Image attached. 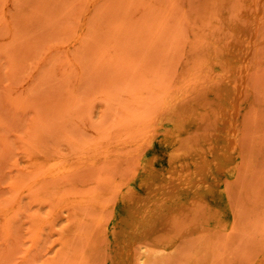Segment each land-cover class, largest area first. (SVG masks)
<instances>
[{"label":"rangeland","instance_id":"rangeland-1","mask_svg":"<svg viewBox=\"0 0 264 264\" xmlns=\"http://www.w3.org/2000/svg\"><path fill=\"white\" fill-rule=\"evenodd\" d=\"M250 1L0 0V264H264ZM238 23L258 43L227 151Z\"/></svg>","mask_w":264,"mask_h":264},{"label":"bare ground","instance_id":"bare-ground-1","mask_svg":"<svg viewBox=\"0 0 264 264\" xmlns=\"http://www.w3.org/2000/svg\"><path fill=\"white\" fill-rule=\"evenodd\" d=\"M263 1L264 0H259V2H257L256 4L254 3V1L253 2L250 1L248 3L250 6L255 7V8H256V5L259 3L257 5V7L258 6L259 7H258V9L256 8V10H258V12H259L258 14L260 15V17L264 16V13H262V10H261V7L263 6L264 3L263 4L260 3ZM255 8H254V10H255ZM242 9H244V8H242ZM246 9H249V8H246ZM250 10H252V8ZM250 13L251 12H249V11L248 12L244 11V12L240 13V16H242L243 18H246L248 16V14H250ZM260 17H259V19H260ZM245 21H247V20H245ZM262 22H260L261 25L263 24ZM242 23H244V22L242 21ZM245 24H246V22H245ZM234 28H235V34L240 37L241 41H243L244 43L247 44V46H242L241 44L236 45L231 40V43H233V44H231V46L229 48V51L232 52L240 60L239 66L234 68L233 73H231L230 78H228L229 81H227V82H230L231 85L233 86L237 97L232 100L233 106H232L230 111L226 108V106L223 105L222 110L220 112V119H219V121L221 123L218 124L217 126L214 125V126H216V133L215 134L217 136H220L222 134L227 139L228 145L226 146V149H225L227 151L233 150L236 146V140H237L236 135H238V133H239V132H237V130L239 128L237 129L238 123H236L237 122L236 120H237V117H239L237 115L239 114V110L241 109L239 100L241 98V95L244 93L243 88H244V86H246L245 83L247 82V84H248V81L246 80L247 79V73H249L250 69L253 67V65H251L252 63H251L250 59H252L251 57L254 54L253 52H254L255 44L257 42L256 41V39H257L256 34L257 33L255 34V31H250L248 27H245V25L243 26L241 23H238V25L234 26ZM258 30H259V28H258ZM252 61H254V58ZM251 73H253V72H250V76L252 75ZM249 78H251V77H249ZM249 78H248V80H250ZM244 97H245V93L243 94V98ZM215 148H216V146L212 147V149H215ZM208 163H210V162H208ZM207 170L209 171V166L202 167V169H201L202 172H200V175H201L200 181H198V182L194 181V182H190L188 184H183V183H180L177 181H172V182H170V185L168 184L164 187V192H167V191L169 192V188L171 187V188H174V189L179 190V191L181 190L180 192H182L183 194L188 195V196H191L194 194L197 195L198 194V191H197L198 187L205 184V182L203 180V176ZM140 256H142V254Z\"/></svg>","mask_w":264,"mask_h":264}]
</instances>
